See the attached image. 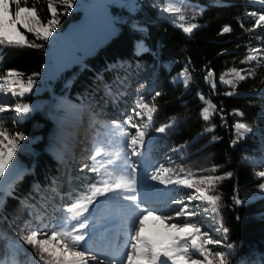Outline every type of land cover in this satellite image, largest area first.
I'll return each instance as SVG.
<instances>
[{
  "label": "trees",
  "instance_id": "trees-1",
  "mask_svg": "<svg viewBox=\"0 0 264 264\" xmlns=\"http://www.w3.org/2000/svg\"><path fill=\"white\" fill-rule=\"evenodd\" d=\"M85 1L77 0L70 14L59 15L56 30L61 32L68 21L76 18L79 4ZM164 1L140 0L132 9L115 2L110 11L117 34L92 57L79 56L80 63L64 69L53 81L52 91L60 109L57 124L64 132L58 154L44 144L49 121L39 113L38 105L23 119L14 110L0 114V128L25 136L24 146L19 145L14 154L18 172L0 199V264H32L33 260L42 264L36 250L24 244L20 236L29 227L50 223L54 218L59 223L69 215L66 208L82 198L97 178L95 173L81 172L84 164L92 165L91 156L96 151H105L106 160H117L126 137L107 140L103 126L131 115L140 95L157 105L153 128L149 130L154 140L145 150L147 158L175 172L183 168L193 174L192 179L206 175L225 177L210 192L220 196L219 217L207 204L193 202L200 204L203 215L192 219L204 225L202 231L225 241L224 245L208 248L230 253L228 264H264V192L259 189L264 178L258 176L264 171V28L246 31L264 14V0H182L179 13H163ZM54 3L58 14L63 12V6L56 0ZM21 5L35 7L42 23L51 18L48 0H21ZM180 16L184 19L180 20ZM193 23L198 27L192 33H185L179 26ZM225 26L232 31L223 33ZM25 34L30 42L43 47L0 45V76L15 70L26 79L39 72L47 45L32 34ZM249 48L261 51L256 54L257 59L242 64ZM233 68L243 69L245 79L232 73ZM209 70L213 76L206 81ZM221 76L231 84L221 81ZM156 91L161 96L152 101ZM121 92L126 95H118ZM226 92L233 95H225ZM46 94L42 91L37 96L45 98ZM32 96L26 94L23 99ZM15 99L21 100L0 93V102L12 104ZM204 108L209 110L208 121L202 117ZM237 111L244 115H235ZM173 117L176 123L166 133L154 131ZM14 119H19V123H14ZM236 122L247 123L253 132L244 134L233 146L237 139ZM173 148L180 151L173 152ZM123 159L121 154L117 163ZM214 166L216 172L201 171ZM229 172L231 177L227 176ZM169 175L174 178L175 173ZM169 190L171 197L157 198L164 208L173 206L171 198H186L193 191L176 185ZM109 195L113 198L104 197L95 217L87 214L90 225L95 222L99 227L112 204L119 200L116 194ZM234 195L242 200L241 204L234 202ZM217 219L229 229L227 234L216 231ZM103 235L97 231L88 240L89 245L100 251L106 244ZM226 244L233 247L228 249Z\"/></svg>",
  "mask_w": 264,
  "mask_h": 264
},
{
  "label": "snow or ice",
  "instance_id": "snow-or-ice-1",
  "mask_svg": "<svg viewBox=\"0 0 264 264\" xmlns=\"http://www.w3.org/2000/svg\"><path fill=\"white\" fill-rule=\"evenodd\" d=\"M63 6V12H57L56 3L54 0H48V10L51 13V18L46 23H42L37 16L35 7H27L21 5V0H0V45L7 47L27 46L29 48H40L43 44L30 42L26 36L32 34L37 41L50 43V38L54 37V32L57 25L60 23L59 15H68L73 10L77 0H56ZM11 5H15V11H11ZM179 7H163V13H179ZM252 15H256L252 13ZM180 20L184 17L180 16ZM185 33H192L193 29L198 27L193 23L190 26H183ZM244 28V24L241 23ZM20 28L25 31L22 33ZM256 28H264V14L258 16L252 27L246 29L247 32H255ZM232 29L225 26L222 29L223 33H229ZM261 49L249 48V53L241 63L257 59V53ZM240 80H244L245 76L241 74L243 69L230 70ZM40 73H33L23 79L24 74L8 70L6 74L0 76V93H11L12 97H19L21 100L26 94L34 91L36 84L35 77ZM213 76V72L209 70L205 76L207 81ZM220 80L225 84H231L230 80H226L224 76ZM187 85V82H185ZM143 87V85H141ZM213 89L216 85L213 83ZM109 95L111 90L109 89ZM118 95H126V92H121ZM225 95H233V92H226ZM161 96L160 91H156L150 99L155 101ZM203 100L204 97L201 96ZM115 102V101H113ZM10 110H14L19 119L26 118L34 108L27 103H17L14 106L0 102V114H4ZM157 112L155 103H148L145 95H140L137 98L135 107L131 109V115H126L123 121L114 120L112 125L119 128L122 136L126 137V144L121 147L117 153V160L109 159L100 161L97 157L101 156L100 151H96L91 156L92 165L84 164L81 167V172L87 170L90 173L96 174V179L92 181L90 187L83 194L82 198L71 203L66 208L69 214L64 220L59 223L55 222V218L50 223H42L36 227H29V230L20 236V240L24 244L31 246L37 252V258L42 264H228L230 253H226L219 249L210 250V245H224L225 241L214 238L207 230L202 231L204 225L192 218L201 217L203 213L199 210L200 204L210 206L212 213L219 217L217 205L220 201V196L210 194L214 192L218 182L225 177L221 175H206L198 179H192V173L185 172V169L180 168L179 172L175 169L166 168L163 164L153 171H149V165L145 161V150L150 145L154 138L149 135V130L153 128V114ZM223 113V109H220ZM237 116H243L244 113L237 111ZM146 117V121H145ZM204 121L210 119L208 108H204L202 112ZM3 117H0L2 119ZM19 119H14V123H19ZM223 119V115H221ZM176 123V118L170 119L169 123H164L159 127H155L154 131L158 134L166 133ZM126 127H123V126ZM234 128L237 130V139L233 140V146L243 138L244 134L252 133L253 128L247 123L236 122ZM134 129V133L131 131ZM211 131V128L207 129ZM147 138V139H146ZM25 136L22 132L11 134L7 129L0 128V176L5 175V170L9 167V162L15 153L19 142L24 140ZM183 147V146H181ZM173 152H179L180 148H173ZM130 153V155H129ZM123 154L124 159L122 164H118L120 155ZM130 156L141 157L139 161H131ZM169 159H171L169 157ZM247 159V157H244ZM103 169V172H102ZM111 169V170H110ZM204 172H216V167L211 169H201ZM169 172H174V178L167 175ZM115 173V178H111ZM183 174V175H182ZM228 177L232 173H227ZM259 177L264 178V171L258 173ZM108 177V178H105ZM158 182L168 189L169 185H176L192 189L193 191L187 197L171 198L170 203L179 207L169 212H160L157 209L150 207L148 204V194L157 193L165 197H171V190L165 192L163 189H157L155 185L148 184V180ZM259 189L264 192V183L259 184ZM109 194H116V198L127 201V204L121 205L132 216V223L129 226L130 245L127 251L119 253L125 259L116 260L115 256L105 255L97 249L92 248L88 240L92 239L97 231L104 233L109 232L111 224L109 218H105L104 222L97 226L95 222L89 223L88 216L95 212L93 205L99 206L103 201L101 197L112 199ZM122 194V195H121ZM236 204H241L242 200L233 196ZM200 204H193V202ZM208 211V209H205ZM158 221L159 225L165 231L156 232L154 235L146 234V221ZM75 222V223H73ZM219 224L217 232L227 234L229 229L224 226L220 219L216 220ZM70 225V226H69ZM112 247H116L112 245ZM228 249L233 246L226 244ZM193 250V251H190ZM198 253V256L196 255ZM202 257L203 259H200ZM32 264H36L33 260Z\"/></svg>",
  "mask_w": 264,
  "mask_h": 264
},
{
  "label": "rangeland",
  "instance_id": "rangeland-1",
  "mask_svg": "<svg viewBox=\"0 0 264 264\" xmlns=\"http://www.w3.org/2000/svg\"><path fill=\"white\" fill-rule=\"evenodd\" d=\"M135 1L136 3L133 4L131 0H115V2L118 5L124 3L125 7H127L128 9H132L133 7H135L140 0H135ZM181 2L182 0H165L164 5L165 7H178V5ZM80 6L81 3L79 4V8ZM11 11L14 12L15 7L11 6ZM180 25L181 24H179V26ZM21 30L25 31L23 28H20V31ZM54 37H55L54 39L50 38L51 41L50 43H46L47 47L44 53V60L38 72L40 73V75L36 76L35 78L36 84L34 86V91L32 93L27 94L33 96L23 100L15 99L11 105L14 106L17 103H27L32 107L38 105L39 113L45 118H47L49 121L48 130L45 134L44 144L49 151H51L54 154H58L61 151V145L63 142L62 137L64 136V132L59 128L57 124V118H59L60 109L55 102V92L52 91L53 81L57 79L59 76H61V72L64 69H69L73 64H78L80 63V61H79V55L75 51L71 50L68 46H66L60 31L55 30ZM1 83H3V81ZM42 91H46L47 93L45 98H43L42 96H37ZM6 95L11 96V93H7ZM103 131L104 133H106L105 137L107 140L110 137H115L116 139L119 135L122 136L120 129L113 127L112 123L110 122L104 124ZM131 131L134 133L135 130L132 129ZM23 143L24 141L22 140V142H20L19 144L20 145L19 147L24 146ZM108 149H110V146L105 150ZM104 152L105 151L101 152V156L97 157L98 160L107 161ZM14 154L15 153H13L12 159L9 162V167L5 170V175L0 176V199L2 195L6 192V185L8 184V182H10L12 177L18 172L19 169L15 161ZM144 158L149 165L150 172L155 170V168H159V166L155 164L154 161L150 160L146 156ZM130 159L131 161H139L141 157L130 156ZM118 164H122V162ZM167 175H169V173ZM111 178L114 179L115 176ZM148 184L155 185L157 189H163L165 192L168 190V189H164L163 185H160L158 182H154L151 179L148 180ZM171 186L174 185H169L168 188H170ZM159 195L160 194L151 193V192L148 194V204L150 207H153L160 212H169L170 210H175L176 208L179 207L178 205L174 207L173 204V206L166 207L167 209L164 208L165 205L162 202H160V200H158ZM100 200L103 201L105 199L104 197H101ZM127 203H128L127 201H123L122 199H119L117 202H114L112 204V206L109 209L108 215L105 216V218L110 217L109 222L111 224V227L109 229V232H104L103 236L106 241V244H103L101 246L100 252L104 253L105 255L115 256L116 260H120V259L126 260V256L121 257L119 253L126 252L128 246L130 245V240H128V236H129V226L132 223V216L129 214V212L126 209L121 207V205ZM101 205L102 203H100L99 206L93 205L92 207L97 210ZM163 209L166 210L161 211ZM87 214L88 213H86L85 215L87 216ZM90 214L93 217H95L96 211L91 212L90 210ZM145 228H146V234L148 235H154L156 232L165 231L163 227L159 225L158 221H153V220L146 221ZM112 245H115L116 247H112ZM90 264H96V262H90Z\"/></svg>",
  "mask_w": 264,
  "mask_h": 264
},
{
  "label": "water",
  "instance_id": "water-1",
  "mask_svg": "<svg viewBox=\"0 0 264 264\" xmlns=\"http://www.w3.org/2000/svg\"><path fill=\"white\" fill-rule=\"evenodd\" d=\"M115 0H86L76 18L61 29L62 38L71 50L87 59L105 46L118 31L110 6Z\"/></svg>",
  "mask_w": 264,
  "mask_h": 264
}]
</instances>
